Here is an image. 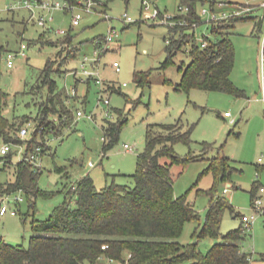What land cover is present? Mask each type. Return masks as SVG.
Returning a JSON list of instances; mask_svg holds the SVG:
<instances>
[{"label": "rangeland", "instance_id": "obj_1", "mask_svg": "<svg viewBox=\"0 0 264 264\" xmlns=\"http://www.w3.org/2000/svg\"><path fill=\"white\" fill-rule=\"evenodd\" d=\"M25 1L0 0V46L6 48L1 85L10 93L5 113L21 123L17 136L22 139L20 143H10L9 152L13 153L10 161L0 159V185L15 180L16 166L25 149L41 144L44 153L38 165L42 169L38 185L56 193L33 198L23 189L12 191L11 205L18 213L0 215V238L15 245L30 246L34 218H47L66 197L76 204L78 194L68 190L86 174L94 179L98 188L113 181L133 185L148 126L179 119L185 126L194 125L193 141L191 145L179 141L175 150L184 157L194 152L197 159L173 164L174 194L176 197L187 195L199 218L185 223L178 240L182 244L198 241L200 249L207 252L215 242L224 241L230 230L244 225L242 214L255 213L254 189L256 195H262L264 206V191H260V187H264V65H261L264 38L261 4L264 0H221L228 3L227 7L242 11L235 21H228L230 27L227 21L220 22V28L229 30L235 45L231 77L242 94L176 88L183 75L179 65L191 60L190 44L178 50L165 65L169 57L166 39L174 33L160 17H146L145 13L157 8L164 15H174L181 11L179 6L184 4L183 0H150L148 9L143 0H93L91 9L75 8L74 12L83 13L81 22L75 26L72 10L53 9L54 18L48 21L49 28L36 22V16L32 17V12L24 6ZM196 1L200 12L204 7L211 8L212 0ZM180 17L188 22L186 15ZM180 26L188 27V24ZM59 29L66 33L60 34ZM187 29L194 33L199 46H204L206 38L218 37L209 13L202 14V22L195 29ZM111 30L113 40L96 43L98 37L108 35ZM69 37L73 42H62ZM22 42L27 44V54L16 55L14 66L9 67L7 53L18 51ZM73 53L77 56L73 57ZM85 56L89 59L83 66ZM49 58L55 60L51 77L57 82L56 92L63 93L74 116L59 133L53 129L42 136L37 117L50 92L48 85H38L42 83V69ZM115 61L119 62L120 70L114 65ZM107 97L109 103L105 102ZM78 109H82L84 115L79 116ZM226 111L231 116H226ZM50 117L58 123V113H51ZM123 118L126 121L118 141L104 151L103 137L107 138L104 126L108 121ZM25 125L30 126L31 132L23 137L20 130ZM204 142L211 146L205 147ZM3 143L0 139V147ZM125 143L131 149H126ZM214 156L229 158L232 169L229 177L221 178L209 170ZM163 159L168 160V157ZM90 160L94 165H89ZM17 194L24 197L20 204L14 200ZM223 196L229 205L224 211L221 235L199 237L210 202ZM33 201L34 207L31 206ZM247 232L243 249L250 251L253 259L257 258V264H264V209L257 213ZM99 264L122 263L102 257Z\"/></svg>", "mask_w": 264, "mask_h": 264}, {"label": "trees", "instance_id": "obj_2", "mask_svg": "<svg viewBox=\"0 0 264 264\" xmlns=\"http://www.w3.org/2000/svg\"><path fill=\"white\" fill-rule=\"evenodd\" d=\"M183 3L192 8L191 13L186 15L190 22L202 21L196 13V0H183ZM230 20L213 23V31L218 37L214 40L206 38L204 46H199L194 33L188 31L190 29L187 28H192L191 24L185 28L180 25L169 27L174 35L170 41L166 39L169 57L165 65L178 50L190 44L191 60L179 65L183 75L181 82L176 84L177 89L200 88L242 94L231 77L235 45L229 30L220 28V22L226 21L227 27H230ZM176 33H180L178 37H175ZM40 38L43 39L44 34ZM62 42H73V39L69 37L62 39ZM5 50V46L1 45L0 139L20 143L22 139L18 138L17 133L21 123L5 113L10 96L1 85ZM72 56L76 57L77 54L73 53ZM53 61L51 58L47 60L42 69V83L38 85H48L50 92L46 103L41 104L37 117L42 136L53 129L59 133L74 116L63 93L56 92L57 82L51 77ZM51 113L59 114L58 123L50 117ZM125 121V118L108 121L104 126L107 137L104 138V151L118 141ZM193 129V124L185 126L182 119L150 124L145 148L138 155L133 185L113 181L98 188L89 174L84 175L76 183V189L72 185L68 190L69 193L75 191L78 194L76 204L73 205L66 197L47 218H34L30 246L15 245L0 238V264H99L102 257L118 260L122 264H179L186 260L190 261L188 264H257V258L251 259L252 253L242 247L248 236L243 224L230 230L224 236V241L215 242L207 252L200 249L198 241L182 244L178 240L185 223L199 218L197 209L187 195L175 196L172 173L173 164L197 159L194 152L184 157L175 150V144L179 141L191 145ZM203 145L209 147L211 143L204 142ZM36 147L29 145L24 154ZM43 153L44 149L41 155ZM12 157L13 153L9 152L0 159L10 161ZM164 157H168V160H164ZM209 170L221 178L229 177L232 171L229 158L214 156ZM41 173L42 169L36 163L22 157L16 166L15 180L1 184L0 191L23 189L33 198L38 195L53 196L55 191L39 187ZM255 194L254 189L252 200ZM34 204L33 201L31 206L34 207ZM228 205L224 196L210 202L206 219L198 232L199 237L211 235L218 238L221 235V223ZM230 208L234 212L233 206ZM104 244L107 245L105 248Z\"/></svg>", "mask_w": 264, "mask_h": 264}, {"label": "built area", "instance_id": "obj_3", "mask_svg": "<svg viewBox=\"0 0 264 264\" xmlns=\"http://www.w3.org/2000/svg\"><path fill=\"white\" fill-rule=\"evenodd\" d=\"M149 1L150 0H143V2L145 3V7L148 9L149 8ZM214 2H212L211 4V8L208 9L206 7L202 8L201 12L198 11V9L196 8V13L202 18V14H210V22L212 23H217L221 20H225V19H235L236 17L240 16V14L242 13V11L239 8L236 7H232L229 8L228 3L221 1V0H213ZM92 3L93 0H26L24 6H26L31 12V16L35 17L36 16V22L42 26V27H48V21L52 20L54 18L52 12L53 9H65V10H72L73 14H72V25H78L81 22V19L83 18V13L82 12H74L75 8L77 6H86L88 9L92 8ZM264 7V1L261 4ZM236 6V5H233ZM180 12L174 14V15H164L161 13V11L157 8H155L153 10L152 13L146 12L145 16L146 17H160L162 22H165L168 24V27H175L177 25H185V24H191L192 28L195 29L202 21H198V22H190V20H188L186 18V20H188V22L182 20V15H188L191 13L192 8L188 5H180ZM128 19H130V16H128ZM51 28V27H50ZM58 32L60 34L66 33V30L64 29H59ZM114 38V31H110L108 35L105 36H101L98 37L96 39V43L100 44L102 42V40L104 39L106 42H109L111 40H113ZM167 41H170V38H167ZM204 45H206L207 40L204 39ZM26 48H27V44L22 42L21 43V47L18 51H9L7 53V65L9 67H13L14 66V58L16 55L21 54V55H26ZM97 52V51H95ZM88 56H85V59L82 62V65L84 66L86 61L88 60ZM114 65L116 66L117 70H120V64L118 61L114 62ZM261 65H264V38H263V46H262V50H261ZM86 74L88 73L87 70L84 71ZM262 79H263V90H264V72L262 75ZM98 83H102V81L100 79H97ZM126 84V83H124ZM264 99V97H263ZM110 99L107 97L105 98V102L109 103ZM77 114L79 116L84 115V112L82 111V109H78ZM226 116H231V113L229 111L225 112ZM31 132L30 126L29 125H25L21 128L20 133L21 136L25 137L26 135H28ZM105 138V137H103ZM11 142H4L2 144V146L0 147V154L1 155H5L7 153H9V151L11 150ZM125 147L126 149H131V146L128 143H125ZM26 150V149H25ZM43 148L38 145L34 150H31L30 152L27 153H23V157L26 158L28 161L34 162L37 165H40V157H41V152H42ZM25 152V151H24ZM89 165L92 166L94 165L93 161H89ZM73 188L76 189V184H73ZM228 189L225 188V191H227ZM260 191L263 192L264 191V187H260ZM11 192L9 191H0V215H5L7 213H10L11 215H16L18 213L16 208H13V206L11 205V200H10V195ZM254 204L256 207L255 213H253L252 215H247V214H242V222L244 223V227L246 229H248V227L251 225L252 221H254V219L256 218L257 213L264 209L263 206V197L262 195H256L254 196ZM16 203L20 204L23 200L24 197L21 195H16L15 199ZM107 245L104 244L103 247L105 248ZM253 258V256L251 255V259Z\"/></svg>", "mask_w": 264, "mask_h": 264}]
</instances>
